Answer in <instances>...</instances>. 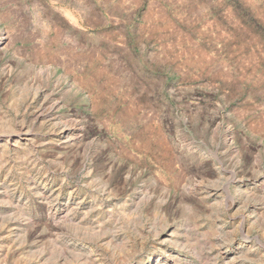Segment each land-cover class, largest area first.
<instances>
[{
  "label": "rangeland",
  "instance_id": "obj_1",
  "mask_svg": "<svg viewBox=\"0 0 264 264\" xmlns=\"http://www.w3.org/2000/svg\"><path fill=\"white\" fill-rule=\"evenodd\" d=\"M0 247L264 264V0H0Z\"/></svg>",
  "mask_w": 264,
  "mask_h": 264
},
{
  "label": "bare ground",
  "instance_id": "obj_2",
  "mask_svg": "<svg viewBox=\"0 0 264 264\" xmlns=\"http://www.w3.org/2000/svg\"><path fill=\"white\" fill-rule=\"evenodd\" d=\"M102 237H104V236H102ZM101 236L100 237H98V240H100L101 238H102ZM97 240V241H98ZM105 240V239H104ZM103 240V241H104ZM2 248L3 247H0V251H3V252H5L4 250H2ZM3 252H0V264H9V263H7V261L5 260L6 259V255L5 254H3ZM90 255V254H89ZM87 256V255H86ZM34 260H31L30 261V263L29 264H45L44 262H45V260H44V256H43V254L41 253V252H36V254H35V256H34V258H33ZM85 259L89 262V261H92L91 259H90V257L89 256H87V257H85ZM81 260H83V259H81ZM80 261V260H79ZM90 263V262H89ZM10 264H12V263H10Z\"/></svg>",
  "mask_w": 264,
  "mask_h": 264
}]
</instances>
